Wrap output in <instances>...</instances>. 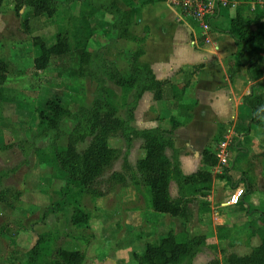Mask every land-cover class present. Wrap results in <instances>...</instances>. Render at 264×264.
<instances>
[{
	"label": "rangeland",
	"instance_id": "rangeland-1",
	"mask_svg": "<svg viewBox=\"0 0 264 264\" xmlns=\"http://www.w3.org/2000/svg\"><path fill=\"white\" fill-rule=\"evenodd\" d=\"M58 1L61 4L51 20L41 15L40 25L30 23L32 28L40 27L33 29L32 35L49 37L65 29L75 30V23L80 21L82 15L91 17V13L97 15L101 10H98L94 3H89V0ZM99 1L105 4L109 0ZM259 2L264 3V0ZM252 5L250 2L251 8ZM1 8L0 12L10 14L11 18L4 16L6 21L2 23L1 30L3 42L0 41V55L9 62L7 79L0 92V172H8L0 179V190L9 191L8 199L13 201L14 207L0 209V264H22L26 255L22 250L17 252L18 247L27 249L34 243L37 235L43 232L54 234L56 237L54 247L65 241L68 242L65 247L82 249L86 254L84 264H138L134 253H141L147 242L157 240L169 229H173L174 232L187 230L191 235L201 234L199 231H202L210 235L214 228L207 224V218L205 217L204 221L198 219L203 223L196 227L198 223L196 217L198 214L202 217L205 214L208 216L207 213L212 209L221 211L228 207L223 203L226 204L232 191L237 187L243 188L238 181L242 170L246 169L252 173L255 176L256 188H259L258 191H264V135H260L259 131H254L252 136L246 134V126L241 124V121L247 122V114L242 113L240 123H236L237 125L230 130L222 129L208 146L214 152L222 141L228 143L230 160L233 157L237 158L230 174L233 182L238 181V185L233 187L226 180L217 178L216 174L222 169L218 166L213 167V179L207 195L203 197L195 193L194 201L190 205L193 215L190 224L184 223L180 218L176 220L168 214L154 211L150 207L148 188L132 181L137 160L144 155L143 139L139 136H133L130 142L120 135L110 136L108 142L111 147L118 150L117 158L98 177L91 189L80 191L74 188L69 192V206L65 213L52 212L51 204L59 199L61 172L52 163L42 161L51 158L50 143L53 131L44 135L38 134V110L44 107V102L48 98L54 96L71 111L80 106L90 107L96 96H101V93L95 91V81L78 74L80 49H74L67 56L54 58L46 69L36 70L33 67V59L38 54V49L31 42V34H27V38L22 36L25 33L21 26L20 14L23 11L16 13L12 0H4ZM28 10L32 12L30 8ZM248 11L246 10L245 14L250 13ZM8 26L11 28L10 32L4 31L8 30ZM94 26L96 32L97 22ZM112 27L108 33H111ZM86 33L87 31L83 30L80 37L84 38ZM111 38H108L106 44L119 45L116 39ZM98 48L97 51H100L101 46ZM263 58L264 51L259 67L253 72L255 82L264 78ZM125 59L128 61L126 56ZM105 84L117 116L125 119L128 102L132 100L131 94L121 90L110 80H106ZM257 90L262 91V88L257 87ZM137 107L136 103L132 108L133 119ZM165 118L160 127L172 130L170 137L176 146V140L181 143L185 136L180 133L176 140L174 138L175 132L182 124V121L178 120L183 118L172 117L171 120L167 114ZM73 124L71 120L64 119L61 127L68 132ZM66 142V135L58 140L63 146ZM235 144L240 147L239 152L236 151ZM86 145L87 142L79 143L77 148L81 150ZM200 168L206 166H202L201 163ZM12 169L20 171L14 170L16 173H11ZM212 189V199L208 201ZM169 190L172 196H176L177 187L174 182L170 183ZM15 193L19 194L17 195L19 197ZM257 193L251 197L256 205L259 204L261 197ZM11 196L16 199H11ZM237 204L245 207L241 200ZM74 208H80L88 214L87 223L73 225L69 221V215ZM246 224L245 226L238 224L231 230L217 228L219 241L212 237L208 238L207 244L195 256L192 264H206L211 259H218L220 264H228L225 262L228 254L234 251L239 255L248 253L252 246L259 243V239L257 235L248 238V220ZM227 225L229 227V223ZM75 236L81 237L75 240ZM245 241L248 245H244ZM15 255H18L19 259H14Z\"/></svg>",
	"mask_w": 264,
	"mask_h": 264
},
{
	"label": "trees",
	"instance_id": "trees-1",
	"mask_svg": "<svg viewBox=\"0 0 264 264\" xmlns=\"http://www.w3.org/2000/svg\"><path fill=\"white\" fill-rule=\"evenodd\" d=\"M3 1L0 0V8ZM235 1L237 4L229 19L226 32L233 38L236 46V67L246 65L249 78L254 80L253 72L258 68L259 59L264 51V3L259 0ZM250 2H254L253 8ZM12 3L16 13H19L24 6L32 11L31 17L22 19L21 26L25 33L31 34V42L38 49V54L33 59V67L36 70L46 69L54 58L67 56L74 49H80L78 74L88 76L95 81V91L101 93V96H96L90 107L80 106L75 111H71L62 105L58 97L54 96L48 98L44 102V107L38 110V134L44 135L53 131L50 143L51 158L49 160L45 158L42 161L52 163L61 172L62 185L58 191L59 199L51 204L52 212L65 213L69 206V192L74 188L80 191L91 189L98 177L117 158L118 150L111 147L108 142L110 136L120 135L127 142H130L133 136H139L143 139L144 155L137 160L132 181L148 188L150 207L154 211L180 218L184 223L188 222L193 216L190 205L194 201L195 193L204 197L210 189L213 179L212 168L218 163L217 157L215 151L204 148L201 163L206 168L184 173L180 168L179 150L174 145L173 138L170 137L172 130L162 127L138 129L133 126L132 108L144 91H153L155 99L163 97V83L155 78L147 64L139 61L143 53L142 48L139 47L133 52L129 67L120 71L111 61L103 58L101 51L91 52L86 48L92 35L90 15L88 17L82 15L80 21L75 23V30L65 29L45 37L32 35V30L40 27L32 28L30 23L40 25L41 15L51 20L61 2L58 0H12ZM98 7L106 9L115 16L113 27L117 29L118 36H127V27L130 25L129 12L120 10L109 1ZM246 10L250 13L245 14ZM83 30L87 31L84 38L80 37ZM8 65L9 62L0 55V92L7 79ZM234 70L229 71V78H232ZM191 75L192 73L186 75L183 83L173 88L175 90L180 88L182 94L189 84ZM106 80L112 81L114 85L129 94L134 90L132 100L128 102L125 119L117 116L115 107L110 103ZM257 87L262 88V91H258ZM181 94H174V96L181 98ZM242 102L250 112L245 129L246 134L254 130L264 135V78L251 85L249 93L242 96ZM64 119L74 123L68 132L61 127ZM65 135L67 142L63 146L58 143V140ZM83 142H87V145L84 149L78 150L77 145ZM20 147L25 149L23 145ZM235 149L239 152L238 144H235ZM236 159L233 157L229 164L222 166L221 172L216 174V177L226 180L233 187H237L238 181L242 184L243 193L240 200L245 206L248 217V238L257 235L259 243L252 246L246 254H228L225 262L264 264V191H258L255 176L246 169L242 170L240 179L233 182L230 171ZM7 173V171H1L0 179ZM171 182L176 184V196H172L169 190ZM17 193H15L16 196L19 195ZM255 193L261 196L258 205L251 200ZM8 194V190H0V202L13 208V201H9ZM14 198L11 196V199L14 200ZM88 219V214L80 208H74L69 215V221L73 225L85 224ZM80 237L75 236V240ZM55 240L53 233L43 232L37 235L34 243L27 249L18 247L17 252L22 250L26 255L22 264H84L86 254L82 249L65 247L64 245L68 243L65 241L54 247ZM206 244L207 237L204 234L191 235L187 230L174 232L173 229H169L157 240L147 242L143 251L134 253V257L138 264H192L195 256ZM14 259H19L18 255H15ZM206 264H220V261L211 259Z\"/></svg>",
	"mask_w": 264,
	"mask_h": 264
},
{
	"label": "crops",
	"instance_id": "crops-1",
	"mask_svg": "<svg viewBox=\"0 0 264 264\" xmlns=\"http://www.w3.org/2000/svg\"><path fill=\"white\" fill-rule=\"evenodd\" d=\"M82 1L84 0H77V2ZM89 1L96 7L102 4L99 0ZM109 2H113L120 10L129 12L130 25L127 27V36L119 37L117 29L113 27L111 33H108L115 18L106 9L98 7L97 9L101 10L97 15L90 12L92 14L90 17L92 35L87 49L94 52L101 46L100 51L103 58L111 61L118 70L124 71L129 67L133 52L139 47L142 48L143 53L139 61L147 64L152 69L155 78L163 83V97L155 99L153 91H144L137 101L138 107L134 112L132 124L138 129H146L160 127L165 122L166 114L170 118H183V120H178L182 121V124L178 127L177 131H179L175 132L174 137L176 140L177 135L185 134L181 143L176 140L180 166L184 173L198 170L201 166L203 149L210 146L218 133L222 129L230 130L237 125L236 123H240L242 119L239 120V118L242 113L247 114V122L241 121L244 126L248 125L250 118V112L242 102V96L249 93L255 81L249 78L246 65L236 67V46L233 38L226 32L236 5L222 6L212 15L209 31L211 41L205 43L200 29L192 19L181 14L179 9L170 5L167 0H109ZM0 10L2 11V8ZM21 11H23L20 14L22 19L29 18L32 13L25 6ZM4 16L11 18L10 14L5 15L0 12L1 42H3L2 23L6 21ZM96 22L98 26L95 32ZM10 30L8 26V30L4 31L10 32ZM23 34L22 36L27 38V33ZM110 37L118 41L120 49H118L119 45L106 44ZM95 42L99 44L96 45ZM231 69L235 70L232 78H229ZM190 73L192 75L189 84L181 94L180 88L175 90L173 87L180 86L185 76ZM133 92L134 90L130 92L131 96ZM174 94H181V98L175 97ZM249 135H254V130ZM15 171L19 172L20 169ZM238 177L240 179V176ZM210 193L208 201L212 199L213 189ZM223 205L228 207L221 211L212 209L207 213L208 216L205 214L202 217L198 214L196 217L198 222L196 227L199 224L202 225L206 217L207 224L214 228L210 235L199 231L207 239L212 237L219 241L220 236L217 235L219 229L231 230L238 224L247 225L248 217L245 207L238 206V204L223 203ZM4 207L9 208L4 203L0 204V209ZM198 219H203V221L199 222ZM244 245H248V242L246 244L245 241ZM233 253L237 254L236 251Z\"/></svg>",
	"mask_w": 264,
	"mask_h": 264
},
{
	"label": "built area",
	"instance_id": "built-area-1",
	"mask_svg": "<svg viewBox=\"0 0 264 264\" xmlns=\"http://www.w3.org/2000/svg\"><path fill=\"white\" fill-rule=\"evenodd\" d=\"M167 2L178 8L181 14L189 16L192 21L197 25L202 34L205 43L211 41L209 36L210 31V19L212 15L219 10L222 6L236 5L235 0H167ZM254 6V2H252ZM228 143L222 141L218 147H216L215 155L217 157V165L215 167H222L229 164L230 152ZM243 188H235L226 201V204H237L240 201Z\"/></svg>",
	"mask_w": 264,
	"mask_h": 264
}]
</instances>
